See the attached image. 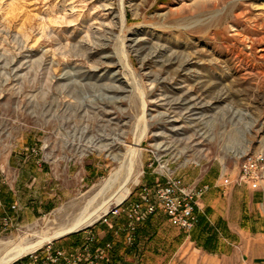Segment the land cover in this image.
<instances>
[{
  "label": "rangeland",
  "instance_id": "rangeland-1",
  "mask_svg": "<svg viewBox=\"0 0 264 264\" xmlns=\"http://www.w3.org/2000/svg\"><path fill=\"white\" fill-rule=\"evenodd\" d=\"M123 5L125 31L120 0H0V240L50 224L115 167L107 146L124 151L144 131L142 173L128 197L43 245L34 253L41 260L110 250L113 241L87 247L90 228L127 243L122 209L166 175L186 185L209 168L234 177L245 154L264 156V40L248 39L264 35V0Z\"/></svg>",
  "mask_w": 264,
  "mask_h": 264
},
{
  "label": "crops",
  "instance_id": "crops-1",
  "mask_svg": "<svg viewBox=\"0 0 264 264\" xmlns=\"http://www.w3.org/2000/svg\"><path fill=\"white\" fill-rule=\"evenodd\" d=\"M219 177L209 168L191 182L210 185L198 198L199 220L192 229L156 223V213L137 225L134 243L112 244L111 259L103 264H264V185L224 189ZM106 231L85 230L86 240L96 234L87 247H103Z\"/></svg>",
  "mask_w": 264,
  "mask_h": 264
},
{
  "label": "bare ground",
  "instance_id": "bare-ground-1",
  "mask_svg": "<svg viewBox=\"0 0 264 264\" xmlns=\"http://www.w3.org/2000/svg\"><path fill=\"white\" fill-rule=\"evenodd\" d=\"M118 15L121 31H125L127 26L123 0H120ZM48 19L51 22L52 18L48 17ZM248 39L251 44L261 43L264 40V35H254ZM123 41L121 38V53H124ZM260 55L264 56V47L260 48ZM122 64L129 68L125 55ZM83 91V89H78L74 93L72 90V96L78 97ZM144 104L142 99L143 109ZM143 136L144 131L134 139L131 145H126L124 151L120 150L121 147L117 143L107 146L105 150L115 161V167L107 177L92 186L86 194L57 208L53 212L54 218L46 227L25 232L16 240H0V264H10L23 256L36 252L43 245L55 239L90 226L112 208L119 206L130 193L129 184L137 183L142 173V151L140 147ZM161 167H166V164L161 165Z\"/></svg>",
  "mask_w": 264,
  "mask_h": 264
},
{
  "label": "built area",
  "instance_id": "built-area-1",
  "mask_svg": "<svg viewBox=\"0 0 264 264\" xmlns=\"http://www.w3.org/2000/svg\"><path fill=\"white\" fill-rule=\"evenodd\" d=\"M218 185L224 189L234 186L248 185L258 189L264 182V156L261 154H245L239 165V170L234 177L222 173ZM210 185L208 184H185L182 177L166 175L163 182L155 184L152 188L145 187L137 198L130 201L123 209L126 218V241L132 243L137 225L146 222L152 215L160 212L166 220L174 226L185 230L192 229L198 222L199 216L196 211L198 198H200ZM118 213V210H112ZM98 249L97 253L91 255L87 252H65L56 251L55 256H47L41 260L40 256L30 254L32 261L29 264H101L107 260L105 249ZM62 259V262L60 260Z\"/></svg>",
  "mask_w": 264,
  "mask_h": 264
},
{
  "label": "trees",
  "instance_id": "trees-1",
  "mask_svg": "<svg viewBox=\"0 0 264 264\" xmlns=\"http://www.w3.org/2000/svg\"><path fill=\"white\" fill-rule=\"evenodd\" d=\"M3 201L6 202V199H4V197H3ZM136 235H137V232H136ZM121 239L122 240H120V241H114L113 236L110 233H108L106 235V237L103 239L102 244H103V242H106V241H113V242H115V244H118V243H121V241H124L122 237H121Z\"/></svg>",
  "mask_w": 264,
  "mask_h": 264
},
{
  "label": "water",
  "instance_id": "water-1",
  "mask_svg": "<svg viewBox=\"0 0 264 264\" xmlns=\"http://www.w3.org/2000/svg\"><path fill=\"white\" fill-rule=\"evenodd\" d=\"M88 227V226H87ZM86 228V227H85ZM84 229V228H83ZM82 230V229H81ZM80 230H78V231H76V232H73V233H77V232H79ZM73 233H70V234H73ZM61 238V237H60Z\"/></svg>",
  "mask_w": 264,
  "mask_h": 264
}]
</instances>
